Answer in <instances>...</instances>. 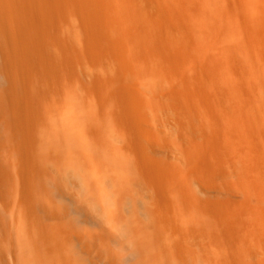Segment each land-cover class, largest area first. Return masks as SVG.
<instances>
[{"label": "rangeland", "instance_id": "1", "mask_svg": "<svg viewBox=\"0 0 264 264\" xmlns=\"http://www.w3.org/2000/svg\"><path fill=\"white\" fill-rule=\"evenodd\" d=\"M246 1L214 0L221 20L204 0H0V199L10 181L37 198L73 264H264V18ZM238 25L227 62L215 40Z\"/></svg>", "mask_w": 264, "mask_h": 264}, {"label": "bare ground", "instance_id": "2", "mask_svg": "<svg viewBox=\"0 0 264 264\" xmlns=\"http://www.w3.org/2000/svg\"><path fill=\"white\" fill-rule=\"evenodd\" d=\"M245 3L244 13L246 16L248 15L247 17H249L250 21L254 19V21L258 22L260 20V24L258 23L260 28L262 18H264L262 17L264 15V0H247L244 4ZM204 4L206 10L202 11L203 17L212 18L213 15H218L221 20L226 19L224 15L219 14L218 9L216 10V8H214V0H204ZM257 22H254L253 25ZM258 24L255 26L258 27ZM245 26L246 25H238L227 28L223 30V32L219 34V38L215 40L217 44L216 46L214 45V48L219 51L216 53H219L227 62L232 61V54L236 49L240 48L241 39H243L246 32ZM257 64L258 72H256V74L264 79V56L261 53L257 58ZM230 75V72L226 73L223 78V83L226 79L229 81ZM148 86L151 87L152 83H149ZM260 97L264 99V92H261ZM70 108L72 114L78 117L79 111H77L73 105H71ZM261 108H264V106H261ZM98 117L101 119L100 116ZM102 129H105V126L99 125V130ZM46 141L49 146V150L46 152V158L54 160L57 151L53 148V142L50 138H47ZM104 144L105 143H102L101 145ZM111 150L114 151V148H111ZM118 151L117 149L114 152ZM103 172V165L99 163L97 165V173L101 175ZM8 189L9 197L6 200L0 199V225L3 229V236L0 243L3 245L4 251L10 255L11 264H73L72 257L71 255H67L68 250L65 246L53 248L54 242L51 236H48L46 231L35 228V221L39 214V210L36 208L29 209L28 205L35 207L39 200L34 197L30 198L28 201L23 199L21 196V186L14 181L9 182ZM97 214L99 217H102V208L97 209ZM46 215L52 216L53 212L51 210H46ZM51 220L54 227L59 229L63 227L61 214L53 215ZM23 221L25 222L24 224ZM61 232L67 233L65 229ZM67 236L69 238L73 237L71 232H69ZM95 238L96 237L92 235L86 243H92ZM85 247L86 244L83 243L80 245L79 249L83 251ZM97 260L99 264H101V261H104V259L101 260L100 253L97 255ZM77 264L84 263L79 262Z\"/></svg>", "mask_w": 264, "mask_h": 264}]
</instances>
